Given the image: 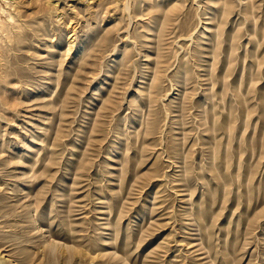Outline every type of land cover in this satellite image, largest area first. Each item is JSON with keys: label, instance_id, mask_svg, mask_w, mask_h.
Returning <instances> with one entry per match:
<instances>
[{"label": "rangeland", "instance_id": "obj_1", "mask_svg": "<svg viewBox=\"0 0 264 264\" xmlns=\"http://www.w3.org/2000/svg\"><path fill=\"white\" fill-rule=\"evenodd\" d=\"M0 253L264 264V0H0Z\"/></svg>", "mask_w": 264, "mask_h": 264}, {"label": "bare ground", "instance_id": "obj_2", "mask_svg": "<svg viewBox=\"0 0 264 264\" xmlns=\"http://www.w3.org/2000/svg\"><path fill=\"white\" fill-rule=\"evenodd\" d=\"M6 250H7V249H6ZM0 254H1V253H0ZM0 256H2V255H0ZM4 256H5V255H4ZM4 256H3V257H4ZM1 258H2V257H1ZM6 260H7V259H6ZM4 261H5V260H4Z\"/></svg>", "mask_w": 264, "mask_h": 264}]
</instances>
